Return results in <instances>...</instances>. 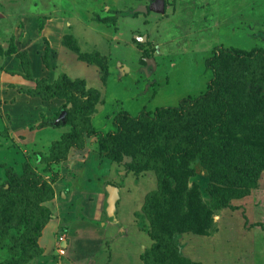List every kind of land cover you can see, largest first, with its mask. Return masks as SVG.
Segmentation results:
<instances>
[{
  "label": "rangeland",
  "instance_id": "rangeland-1",
  "mask_svg": "<svg viewBox=\"0 0 264 264\" xmlns=\"http://www.w3.org/2000/svg\"><path fill=\"white\" fill-rule=\"evenodd\" d=\"M153 1L0 0V264L24 252L21 242L29 225L19 220L16 201L8 209L11 199L6 197L25 200L20 178L25 162L47 181L52 171H67L72 159L74 167L83 169L78 178L67 172L60 185L70 181L69 195L76 187L81 199L70 203L62 198L66 190L56 187V208L62 204L70 211L54 214L48 202L52 220L36 239L41 253L23 264H144V250L152 244L140 208L145 193L156 187L153 170L126 173L122 164L102 156L95 136L52 164V171L37 161L69 129L74 116L67 110L74 103L42 100L20 90L33 87L36 78L52 82L60 73L97 89L89 128L102 133L114 129L112 118L119 110L135 115L173 107L182 97L203 92L215 78L212 133L227 145L219 151L227 156L219 171L239 187L212 211L213 231L174 234L176 256L179 264H264V83L256 88L247 82L246 63L224 51L264 50V0H164L163 12L135 10ZM112 15L114 23L97 21ZM72 39L79 52L105 56V76L97 64L72 51ZM21 51L29 58L32 80L23 77ZM53 116V123L60 117L62 126L35 127ZM57 174L51 185L60 179ZM192 182L199 192L196 199L205 198V174L197 169ZM111 187L120 190L109 213ZM75 224H82L78 232Z\"/></svg>",
  "mask_w": 264,
  "mask_h": 264
},
{
  "label": "trees",
  "instance_id": "trees-1",
  "mask_svg": "<svg viewBox=\"0 0 264 264\" xmlns=\"http://www.w3.org/2000/svg\"><path fill=\"white\" fill-rule=\"evenodd\" d=\"M97 21L114 23L115 15L98 18ZM69 46L80 59L97 64L101 75L105 76V56L94 52L93 57L87 52H79L73 39ZM224 51L234 53L246 63L247 82L254 83L256 88L264 83V50L246 51L229 47ZM17 57L24 72L23 77L32 80L26 52H18ZM207 61V66L212 68L209 58ZM215 81V78H211L203 92L184 96L173 107L157 106L152 112L142 109L135 115L119 110L112 118L114 129L105 133L89 128L90 116L96 111L94 102L98 91L93 87L85 88L83 80L73 81L67 74L60 73L52 82L43 77L36 78L33 87L20 90L42 100L57 98L65 99L67 103L72 99L74 103L67 110L74 116L69 129L50 142L47 154H38L37 161L45 162L50 171L52 164L66 160L70 150L83 149L91 136L97 137L102 156L122 164L126 173L153 170L156 187L145 193L140 208L148 222L146 233L152 240V244L144 250V264H179L174 234L188 230L198 234L213 231L212 211L224 206L237 191L238 184H230L234 181L229 179L228 173L219 171L220 160L227 157L219 151H223L227 145L223 140L217 141L212 133L215 123L209 116V106L216 96ZM55 119L56 116L43 117L35 127L62 126L60 120L53 123ZM197 169L208 179L203 189L205 198L199 196L196 199L199 193L194 188L196 185L189 183ZM57 173L52 171L53 176L47 181L38 176L27 162L24 163L20 178L25 187L21 189L27 191L25 200L17 202L13 196L6 197L11 199L10 202L8 200V209L16 201L20 206L17 210L19 220L24 219L29 225L26 237L21 242L24 252L18 259L1 264H23L41 253L36 239L51 218L47 205L54 196L50 183L58 179Z\"/></svg>",
  "mask_w": 264,
  "mask_h": 264
},
{
  "label": "crops",
  "instance_id": "crops-1",
  "mask_svg": "<svg viewBox=\"0 0 264 264\" xmlns=\"http://www.w3.org/2000/svg\"><path fill=\"white\" fill-rule=\"evenodd\" d=\"M76 153H78V154H82L83 153V151H76ZM76 159V158H75ZM79 159H77V161H78ZM106 160H108V158L106 159ZM67 161H69L68 159H67ZM75 162H76V160H71V163L73 164L72 166H67V167H65V169H67V171H65L64 170V168H61L60 167V170H58L57 172L59 173V176H60V179L58 180V182H56V183H54L52 186H53V190H54V196H53V198L49 201V203L50 202H52V208L54 209V214H63L65 211H70V209L69 210H67V208L66 207H64L63 208V206H58L57 208H56V204L54 203V201H55V194H57V192H59L60 191V189L59 190H57L56 189V187H58V188H61L62 189V191L65 189L66 191H64L63 193H64V195H63V197L62 198H65L66 200H68L70 203L71 202H76L77 200H80L81 198L79 197V194H77L76 192V187H74L75 189L73 190V192H72V194H70L69 195V193H70V189H71V182L70 181H67V184H63V186L61 187L60 185H62L61 184V182H62V180L64 179V178H66V174H70V176H72L73 174L75 175V177H77V176H80V173H81V171H82V169H83V167H74L75 165ZM106 163H108V162H106ZM71 169H73V170H71ZM76 169V170H75ZM68 172V173H67ZM78 178V177H77ZM70 182V184L68 185V183ZM65 185V186H64ZM117 190V196L119 195V190H120V188H117L116 189ZM116 196V197H117ZM66 200H64L65 201V203L67 204L68 202L66 201ZM73 213V211L70 213V215L72 216V215H74L75 216V214H72ZM51 220H52V218H51ZM49 224V223H48ZM48 224H46V225H48ZM45 225V226H46ZM56 225V224H55ZM54 225V226H55ZM76 225V224H75ZM81 226H82V224L78 227L77 225L75 226V228L73 229L74 230V232L76 231V232H78V230L79 229H81Z\"/></svg>",
  "mask_w": 264,
  "mask_h": 264
},
{
  "label": "water",
  "instance_id": "water-1",
  "mask_svg": "<svg viewBox=\"0 0 264 264\" xmlns=\"http://www.w3.org/2000/svg\"><path fill=\"white\" fill-rule=\"evenodd\" d=\"M147 8H150L152 10H155V11H160V12H163L164 10V0H154L151 4H149V6L147 7L146 5H142V6H139L137 7L135 10H144V11H147ZM138 39H140V37H137ZM63 111H61L60 114H62ZM60 120V117L57 118L56 122ZM118 198L117 197H113L112 196V192H111V198L109 200V209H108V212H112V210L115 208V202H116V199Z\"/></svg>",
  "mask_w": 264,
  "mask_h": 264
},
{
  "label": "bare ground",
  "instance_id": "bare-ground-1",
  "mask_svg": "<svg viewBox=\"0 0 264 264\" xmlns=\"http://www.w3.org/2000/svg\"><path fill=\"white\" fill-rule=\"evenodd\" d=\"M109 190L112 192V196L116 197L117 196V190L113 187L109 188Z\"/></svg>",
  "mask_w": 264,
  "mask_h": 264
},
{
  "label": "built area",
  "instance_id": "built-area-1",
  "mask_svg": "<svg viewBox=\"0 0 264 264\" xmlns=\"http://www.w3.org/2000/svg\"><path fill=\"white\" fill-rule=\"evenodd\" d=\"M62 247H64L63 245H60V248H59V252L60 253H63L64 252V248H62Z\"/></svg>",
  "mask_w": 264,
  "mask_h": 264
}]
</instances>
